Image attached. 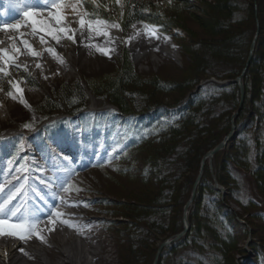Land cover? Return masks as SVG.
Listing matches in <instances>:
<instances>
[{
  "label": "rangeland",
  "instance_id": "374dc122",
  "mask_svg": "<svg viewBox=\"0 0 264 264\" xmlns=\"http://www.w3.org/2000/svg\"><path fill=\"white\" fill-rule=\"evenodd\" d=\"M214 1L142 0L149 18L134 23L127 30H124V16L127 7H129V0H120L119 3L117 0H95V3L93 0H81L83 8L77 4V8L81 12L87 11L90 14L87 18H98L109 24H119L118 31L121 32L123 38L138 27L145 29V24L156 26L158 28L156 34H164L169 37L177 51L175 55H165L156 50L157 58L147 57L144 54L137 57L131 46L124 42L120 45L119 52L112 55L111 58L102 55L95 48L90 50L83 47L79 51H74L77 44L69 40L63 44L64 50L59 51L50 43V38L46 33L37 32L34 34L31 27L21 28L24 29L23 38L30 39V42H33L29 43L32 49L43 55L40 58L28 54L18 55L15 64L8 66L9 75L0 74V88L3 89L0 91V155L10 154L14 145L16 151L11 157L18 165L14 168L16 175L29 166L34 165V168L37 167V164L48 166L47 160H50V169L48 166L46 171L57 173L67 180L68 184L80 191L77 192L74 188H70L68 192H64L62 189L46 191L43 188L42 196L47 198V202L53 200L52 192H56L58 197L63 196L67 203L62 205L64 203L57 202L60 200L56 198L54 205H57L58 211L64 214L62 219L79 225L80 230L63 223H57L55 230L49 231L52 226L47 220L45 227L41 230L42 234L45 237L48 234H53L58 240H63L64 244L58 247L55 242L49 240L47 243L42 242L43 244H41L35 237L33 242L23 241L20 248L23 247L22 249L25 248L32 252L44 264L152 263L153 255H147V257L143 255L144 257H142L143 252L146 254L153 252L156 246L162 243L164 237L173 231L163 236H151L152 238L143 245L133 241L132 236L138 233L141 236H146L144 232L148 231V226L145 222L137 220L147 206V196L156 193L157 189L161 187L156 176L157 166H161V169L164 170L168 163L161 162V160L152 162L155 156V147L158 145L156 143L158 137L154 138L156 129H152V136L146 143L129 150H126V146L132 139L134 141L143 134L146 136L148 130L154 127L152 125L150 127L146 117L148 114L157 113L158 109L154 107L155 105H164L167 110H172L176 108L174 104L185 103L188 90L191 89V92L198 87L195 85V80L198 77L194 70L195 52H197L196 40L199 38L213 39V36L203 29L202 23H206L211 16H214L211 6L215 4ZM253 2L255 4L256 1L253 0ZM257 2L260 6V14L258 16L256 13L257 19L254 17L252 19L249 18L250 14L244 11L247 8V3L240 0L238 4L241 8H237L236 17L241 20L232 23L231 26L243 29L251 27L253 29L251 32L257 37L260 36V42L264 44V0H257ZM65 3L66 5L75 4L77 0H65ZM0 4L2 3L0 2ZM85 5L90 7L91 11ZM4 6L5 4H2V7ZM70 10H72L71 7H65L63 9L64 16L67 17L71 14L78 21L79 18ZM42 16L39 18L48 19V12L44 10ZM6 19H8V15L7 18L5 17ZM22 19L21 16L16 22L19 23ZM70 21L74 23V21ZM7 34H13L10 40L7 38ZM2 35H0V49H12L11 41L18 37V34L13 30H3ZM41 36L44 37V42L41 41ZM143 39L151 45L161 41V38L157 39L147 34ZM43 43L50 44L43 48L41 45ZM21 47L29 52L24 44ZM46 49L47 52H45ZM49 49H55L56 55ZM58 57L63 59V63ZM217 60L214 62L215 69L229 71L235 67L229 64L237 59L233 57L231 62L228 61L229 64L222 63L220 58ZM207 62H209L208 58ZM40 63L44 65L43 73L39 72L36 67ZM251 67L250 62L248 68ZM126 71H132L137 79L136 84L131 86L130 93H128L129 104L132 108L142 107L140 110L150 107L149 111L124 114L104 97L92 93V88L103 89L102 93H107L105 89L116 85L117 80L126 75ZM210 76L216 75L206 74L200 77ZM9 82H19V87L23 89V99L28 106L20 102V94L11 88ZM76 82L82 84L89 94L87 108L73 116L66 111L54 112L47 119L48 121L45 120L41 116L43 114L41 112L47 107L49 97L54 93L60 96L61 89L71 87ZM157 83L172 84L175 90L164 91ZM207 89L206 87L203 90L207 91ZM9 91H12L13 96H16L17 99L9 96L7 94ZM224 96L228 97V95ZM240 100L241 96L239 97V106ZM146 105L147 107H145ZM200 105L197 107L201 108ZM245 105V108L252 106L249 99ZM243 106L244 102L242 108ZM215 109L213 116L220 114L221 106L216 105ZM247 110L242 118L241 129L231 139L233 144L231 148L218 157L216 164L214 160L212 162L215 176L218 170L226 177V185L221 184L223 191H220L218 197V194L207 187V176L204 179L202 177L204 186L201 187L198 199L189 213L191 215L193 211L192 223L190 222L192 229L187 233L186 239L184 237V241H181L175 248H168L160 264H264V192L260 190L259 181L254 175L248 171L237 169L236 165L231 163L232 159L229 158L232 157L234 151H240L239 143L244 141L245 137L248 142H254L252 150L256 148L255 143H261V146L264 147V125L259 127L258 132L254 134L255 125L250 126V118L246 117L250 116L249 110ZM179 117L178 113L170 112L167 118H163V122L168 124L169 121L173 122ZM64 118L67 119V122H61L62 124L60 123L48 134L40 132L39 129L44 128L45 123L49 122L50 125L54 122L51 120ZM226 119L227 116L223 115L212 121L213 126H217L221 122L216 136H214L215 141L226 136L228 129L224 127L228 121ZM25 125H31V127H25ZM15 136L17 138L13 144ZM206 138L208 139V137ZM206 150L207 144L203 145L202 151ZM4 158H9V156ZM109 158H111L110 161ZM176 159L179 160V157ZM169 160L172 159L169 158ZM218 164L221 165L219 169L217 168ZM193 168L172 177V180H176V188H185V193L181 192L180 201L170 202L171 206L169 205V207L171 208L168 210H170V217L174 219L175 223L171 224L172 226L180 222V213H183L190 198L191 192L186 190V183L190 180ZM65 169L70 171L66 173ZM259 174L264 175V171H260ZM15 177L14 174L8 173L0 167L2 187L4 188L6 183L12 182L7 188L5 187V191L0 193V200L6 199L11 195V192L13 193L23 186L21 190L23 192L17 193L16 197L20 196L15 199V201L21 199L22 201L13 204L23 205V208L26 209L28 191L35 190L39 194L40 192L37 184L29 180L28 176H21L22 178L18 182ZM56 177L55 174L52 176L54 179ZM212 182L215 184L213 177ZM81 201L87 202V206H83V204L79 207L70 206ZM85 217L89 219L87 218L88 220L82 223V219ZM142 230L143 232H141ZM94 233L97 234L93 235ZM9 242L11 241L9 240ZM19 243L17 242V244ZM45 245L52 246L59 253L75 255L74 263H70L65 259V256L57 252L51 254L52 259L41 255L39 250L43 249ZM224 247H227V251ZM135 248L137 252L133 254L132 249ZM5 249L6 243L0 236V262H6L11 257L10 255L7 258ZM22 253L18 254V257H22ZM30 264L37 263L33 261Z\"/></svg>",
  "mask_w": 264,
  "mask_h": 264
},
{
  "label": "trees",
  "instance_id": "16d2710c",
  "mask_svg": "<svg viewBox=\"0 0 264 264\" xmlns=\"http://www.w3.org/2000/svg\"><path fill=\"white\" fill-rule=\"evenodd\" d=\"M239 1L240 0H215V4L211 5L212 10H214V13H212V15L214 16H211L209 21H207L206 23H202V27L204 30H206V33L213 36V39L204 40L199 38L196 40L197 52L194 51V70L196 76L198 77L197 80H195L196 86L200 83L201 80L210 77H216L218 79H235L238 75L241 74L250 55L251 44L255 35L254 33H252L253 29H251V27L243 29L233 28L231 26L232 23L239 22V20H241V18L239 19V17H236L238 9L241 8L238 4ZM243 1L247 3V8L245 10L243 8L242 9L250 14L249 18L253 19L254 17L257 19V15L259 16L260 14V6L257 0H255V4L253 0ZM128 6L129 7H127L124 16V30L130 28L134 23H138L149 18V15H147V13L145 12L146 8L142 0H129ZM88 9L90 10V7ZM245 19L246 18L244 17V20ZM260 41L261 37L258 36L255 44L253 58L251 60L252 67L250 69H247L244 76V106L241 109L239 115L236 117L237 130L239 131L241 129L240 125L242 124V118L245 115L244 113L248 109V114H250V116L246 117L250 118V126L255 125L254 134L258 132L259 127L264 125V44H261ZM233 57L237 60L231 62L233 60ZM207 58L209 59L210 64L209 62H207ZM219 58L222 59V63L229 64L231 62L229 65H233L235 67L229 71H227L226 69H215L214 62ZM239 66H241V68H239ZM206 74L216 76L205 78L200 77ZM218 75L219 77H217ZM136 80L137 79L132 71H126V75L122 76L121 79H118L116 85L112 86L111 88L105 89L107 93H102L103 89L96 90L95 88H92L91 91L94 95L102 96L110 103L116 105L124 114H130L134 112L138 113L145 110L149 111L150 107L145 110H140L142 107L132 108L128 102V93H130L131 86L136 84ZM157 84L161 86L164 91L168 92L170 90H175V88L173 87L174 85L172 84ZM206 87L208 89L207 91H204L203 89ZM190 90L188 91L190 92ZM210 90L212 91L208 93V91ZM60 94L61 95L58 96L57 93H54L49 97L48 103L46 104L47 107L45 108V110H43V112H41L43 113L41 116L44 119L50 118L54 112L59 111H66L68 113L71 111L72 113L70 114H75L85 109L88 105L89 94L83 87V85L79 82L74 83V85L71 87L69 86L61 89ZM224 95H228V97H225ZM240 96V88L234 82H230L222 86L216 84L215 82H208L206 85L201 87L196 94L191 95L187 102L182 104H174L176 108L172 110H167V107L165 108L164 105L160 104L154 106L157 107L156 109H158V111H156V119L152 121L154 124H150V127L151 125L152 127H154L148 130L146 136H143L138 141L134 142L129 149L136 148L139 145L146 143L149 137L152 136V129H156V135L154 136V138L158 137L156 141L158 145L157 147H155V156L152 162L161 160V162H167L168 166L164 170L161 169V166H157L158 172L156 176L161 184V187L157 189L156 193L147 196V206H145V208L141 212V216H139L137 220L139 222H145L146 226H148V231L144 232V235L146 233V236H141L137 232V235L132 236L133 241L138 242L139 245H143V243L146 244V242H148L147 240L151 239L155 235L163 236L166 235V233H170L173 231L171 234L164 237V239H166L182 229V213H180L179 216L180 222L175 226H172L171 224L174 223V219H171V212L168 209L171 208L169 207V205L171 206L170 202H178L181 200V195L185 193V188H176V180H172V177L176 176V174H182L183 171L189 170L194 167L191 171L193 173L190 176V180L186 183V190L191 192L195 181L194 175L198 172L202 158L206 154V151L212 149L223 139V137H221L220 139H218V141H215L214 136H216L215 134L218 127L221 125V122L219 125L213 126L212 121L220 118L223 115H226V120L228 121L224 124V127L228 128V134L232 127V116L239 107ZM248 99L252 106L249 105L250 107L247 106L245 108V104L247 103ZM199 105L201 106V108L197 107ZM216 105L221 106V112L220 114L213 116L216 111ZM145 107H147V105ZM170 112L178 113L180 117L178 120H175L173 122L169 121L167 124L166 122H163V118H167ZM206 119L210 120L207 121ZM206 137H208V139ZM253 143L254 142H248L247 137H245L244 141H241L239 143L240 151H234L232 157L230 156L229 158L232 159L231 163L235 164L237 169L248 171L249 173L254 175L259 181L260 190L264 192V175L259 174L260 171H264V147L261 146V143H255L256 148L255 150H252L251 147ZM206 144L207 150L203 152V145ZM232 145L233 144L230 141L223 151H220L215 155V164L216 162H218V157H220V155L223 154L226 150H229ZM177 157H179V160L176 159ZM169 158H171L172 160H169ZM217 166V168L219 169L221 165L219 166L218 164ZM205 176H207V187L211 191L218 194L219 197L220 192L214 187L207 163L205 165L203 179ZM216 176L219 183L225 186L226 177L222 175V172H218L217 170ZM203 179L198 185L194 204L198 199L201 187L204 186ZM182 191L183 193L181 194ZM192 212L189 217L191 223ZM191 229L192 225H190V230ZM141 232H143V230ZM187 236L188 234L185 236V239ZM185 239L183 238L181 241H184ZM180 242L163 249L158 264H160L161 259L166 254L168 248H175L178 244H180ZM158 247L159 245L156 246L153 252L151 251L147 254L143 252L144 254H142V257H144L145 255L146 257L147 255H153V263L155 255L158 251ZM224 249L227 251V247H224ZM132 252L133 254H135L137 252L136 248L132 249Z\"/></svg>",
  "mask_w": 264,
  "mask_h": 264
},
{
  "label": "snow or ice",
  "instance_id": "6c2138e0",
  "mask_svg": "<svg viewBox=\"0 0 264 264\" xmlns=\"http://www.w3.org/2000/svg\"><path fill=\"white\" fill-rule=\"evenodd\" d=\"M119 2L120 0H117V3ZM93 3H95V0H93ZM77 4H79L80 8H83L81 0H77V3L70 5H66L65 0H17V2L13 5V9L19 15H21L23 19L19 23H7L0 21V26H2L4 30L9 31H20V29L23 27H31L34 34L37 32L46 33L51 37L52 40H55L57 44H59L62 39H67L73 43H76L77 31H79V34L83 39L85 36V31L96 36L109 37V31L107 29L112 27L117 29L120 28L119 24H109L107 21L98 18H87L90 14L87 11L81 12L77 8ZM65 7H71L75 16L79 18V29H73L67 23H65V16L63 13V9ZM41 10L48 12L49 17H51V20L54 21L55 26L53 23H49L47 20H42L39 18L43 15ZM144 27L149 36L155 37L157 39L160 38L156 35L158 31L156 26L145 24ZM40 39L42 42H44L43 36H41ZM164 39L170 38L164 37ZM22 43L28 48L30 54L33 56L40 55V53L35 52L32 49V46L28 41L25 40L22 41ZM108 43H114V38L105 41V45ZM84 46L90 49L95 48L96 51L100 52L102 55L108 56L109 58H111V54L115 52L114 47L109 49L107 46H101L99 44L88 43L84 44ZM173 47L176 46L173 45ZM49 51L56 55L55 49H49ZM19 53L20 50L15 43L12 45L11 50L0 49V73H3L5 76L9 75L8 66L15 64L16 57L19 55ZM59 59L60 62L63 63V59ZM16 66L19 67V65ZM9 83L11 84V88L15 89L16 92L20 94V102L25 103V105L28 106L27 102L23 99V89L19 87V82ZM0 91H3V89L0 88ZM7 94L12 96L13 99H17L16 96H13L12 91H9ZM25 127H31V125H25ZM21 147H23L22 144ZM110 159L111 158H109V161ZM68 171L70 170L65 169L66 173ZM56 180L64 192H68L70 188H74V186L68 184V181L63 177H56ZM22 187L23 186L18 188L16 192L9 195L6 199L0 200V236H10L23 241H27L35 236L41 242L47 243L46 237L42 234L39 228L40 213L45 211L48 222L52 226L49 231H54L57 223H63L80 230L79 225H76L67 219H62L64 214L56 211L54 205L48 204L47 210L41 208L36 209L35 211H29L27 209H22L20 206L14 205L13 200L16 198L17 193L22 190ZM74 190L77 192L80 191L78 188H74ZM3 191L4 189L0 188V192ZM51 195L53 199L59 198L61 203H67L64 197H58L56 192H52ZM81 204H83V206H87V202L85 201L74 203L70 206L79 207ZM20 250L23 251V249Z\"/></svg>",
  "mask_w": 264,
  "mask_h": 264
},
{
  "label": "bare ground",
  "instance_id": "6f19581e",
  "mask_svg": "<svg viewBox=\"0 0 264 264\" xmlns=\"http://www.w3.org/2000/svg\"><path fill=\"white\" fill-rule=\"evenodd\" d=\"M44 11V10H43ZM70 12H73L72 10H70ZM68 13V12H67ZM66 13V14H67ZM70 14V13H69ZM66 16V15H65ZM43 17V16H42ZM76 17H72V15H68L67 17H65V23H67L71 28L73 29H79V23L78 21L75 20ZM7 20V19H6ZM42 20H47L49 23H53L54 25V21L51 20V17H48V19H42ZM70 20L74 21L71 22ZM20 21V20H19ZM55 26V25H54ZM109 31V37H104V36H96V35H93V34H90L88 33L87 31H85V36L84 38L82 39L80 34H79V31H77V34H76V43L77 46L75 48L74 51H79L81 48L85 47L84 44H88V43H93V44H99L101 46H107L109 49L111 48H115V52L111 54V56L115 55L117 52H119V48H120V45L124 42V43H127L131 46V48L133 49L135 55L138 57V56H141V55H145L147 57H156L157 56V52L155 53L156 50L159 51V53H162V54H165V55H175L177 53L176 51V48L173 47V43L170 41V39H164V37H167L165 36L164 34H156L157 36H159L161 38V41H159L158 43H155L153 45L149 44L148 41L144 40L143 38L146 37V34L148 35V32L144 29V28H137V29H134L129 35H127L125 38L122 37V34L121 32L118 31L117 28L115 27H112V28H109L107 29ZM158 32V31H157ZM16 33L18 34V37H15L14 40L11 41V45H13L14 43L17 45V47L19 48L20 50V53L19 55H24V54H28V55H32L30 54V52H26L24 49H21L22 47V41H28L29 43H33V42H30V39H26L23 38L22 35L23 32L21 31H16ZM40 33V32H39ZM13 35V34H12ZM12 35H9L7 34V38L10 40ZM3 36V35H2ZM22 36V37H21ZM29 38V37H28ZM50 38V43H52L53 47L55 46L57 50L59 51H63L64 48H63V44L65 43V41H67V39H62L60 41L59 44L56 43L55 40H52L51 37L49 36ZM114 38V43H108L107 45H105V41L106 40H109V39H112ZM3 40H5L4 38H2ZM33 40V39H32ZM49 43V44H50ZM48 43H43L41 44L43 46V48H46L47 46H49ZM11 45H10V48H11ZM88 48V47H87ZM8 49V48H7ZM90 49V48H89ZM8 50H11V49H8ZM90 50H93L90 49ZM47 52V49L46 51ZM40 55L38 56L39 58L43 55L41 54V52H39ZM164 55V56H165ZM157 58V57H156ZM151 59V58H150ZM154 59V58H153ZM39 63V62H38ZM25 64V63H24ZM43 64H39V67L36 66L39 70V72L43 73L45 71V69L43 68ZM1 74V73H0ZM7 78V77H6ZM11 109V108H10ZM12 113V112H11ZM233 122V121H232ZM235 123V122H234ZM233 125V124H232ZM236 126V124H235ZM3 172V171H2ZM16 176V175H15ZM16 178V177H15ZM25 178V177H24ZM12 180V179H10ZM16 180V179H15ZM14 181V180H13ZM26 181V180H25ZM12 183V182H11ZM17 183V182H16ZM13 185V184H12ZM18 187V186H17ZM12 188V187H11ZM14 188V187H13ZM11 190V189H10ZM32 190V189H31ZM13 191V189H12ZM54 191V190H53ZM16 192V191H15ZM20 192H23V191H20ZM26 192V191H25ZM10 193V192H9ZM14 193V192H13ZM12 194V192L10 193ZM2 195V194H1ZM5 197H7L5 195ZM25 197V196H24ZM3 198V197H2ZM18 199V198H17ZM25 199V198H24ZM66 200V199H65ZM25 201V200H23ZM28 201V200H27ZM59 203H61L60 201H57ZM57 203V204H59ZM25 204V202H24ZM66 203L62 204V205H65ZM72 204V203H71ZM20 205V204H19ZM26 205V204H25ZM23 206V205H22ZM25 209V208H23ZM77 210V209H76ZM75 210V211H76ZM79 212V211H78ZM77 212V214H78ZM82 214V213H81ZM68 215V214H66ZM87 215V214H86ZM79 217V214L77 215ZM81 216V215H80ZM88 218V217H87ZM86 217L84 219H82V223L87 221ZM77 219V217H76ZM74 220V219H73ZM79 221V219H78ZM93 221V220H92ZM91 221V222H92ZM75 222V220H74ZM90 223V222H89ZM94 223V221L92 222ZM82 227V226H81ZM81 232V231H80ZM96 232V231H95ZM78 234H79V231H78ZM92 234V233H91ZM91 234H89L91 236ZM97 233H94L93 235H95ZM87 235V234H86ZM100 238L102 237L101 235L99 236ZM35 239V238H34ZM46 239L49 240V241H53L57 244L58 247H60L62 244H64V241L63 240H58V238L55 237V235L53 234H48L46 236ZM41 244H43L40 240H38ZM4 242L6 243V251H7V258L11 257L6 261V262H0V264H30L32 263L33 261L36 262L37 264H42L37 256L33 255L32 252L26 250L25 248L23 249V251H21L20 248L22 246V243H19L17 244V242L15 241H11L9 242V240H4ZM33 242V241H32ZM36 243V242H35ZM39 244V243H38ZM60 245V246H59ZM68 245V244H67ZM78 250V249H77ZM41 253V255L43 256H46L47 258H50L52 259L50 256L52 253L54 252H57L59 253L58 250L49 247V246H44L43 249L39 250ZM24 254H23V253ZM76 252V250H75ZM83 252V251H82ZM22 253V257H18V254ZM61 254L62 256H65V259H67L70 263H74V259H75V255H71V254H68V255H65V253H59ZM74 254V253H73ZM53 255V254H52ZM94 255V254H93ZM79 257V256H78ZM100 259V258H99ZM32 261V262H31ZM44 264V263H43Z\"/></svg>",
  "mask_w": 264,
  "mask_h": 264
},
{
  "label": "water",
  "instance_id": "95a60500",
  "mask_svg": "<svg viewBox=\"0 0 264 264\" xmlns=\"http://www.w3.org/2000/svg\"><path fill=\"white\" fill-rule=\"evenodd\" d=\"M256 39H257V35L255 36V39L251 45V50H250V55L248 57V60L246 62V66L244 67V70L241 74V76L237 79V82L239 84V87H240V92H241V100H240V106L238 107L237 111L233 114V117H232V121H233V125H232V130L231 132L225 137V139L219 143L218 145H216V147H214L211 151H209L206 156L204 157V159H207L209 158L210 160L212 159V157L214 156L215 153H217L218 151L224 149L228 143V141L230 139H232L234 137V134H235V130H236V126H235V117H237L242 109V105H243V102H244V98H245V87H244V84H243V77L248 69V66H249V63L251 62L252 58H253V52H254V46H255V43H256ZM69 113H72L71 111ZM198 180L195 182L194 186H193V190H192V197H191V200L190 202H188L186 204V212H187V209L189 208L192 200L194 199L195 197V194H196V189H197V185H198ZM184 220H185V228L183 231H181L180 233H177L176 235L172 236L171 238H168V239H165L160 245H159V248H158V252L155 256V261H154V264H157L158 262V259H159V256H160V253L162 251L163 248H165L166 246H168L169 244L171 243H174L176 240H178L179 238H181L187 231H188V221H187V214L185 213L184 214Z\"/></svg>",
  "mask_w": 264,
  "mask_h": 264
}]
</instances>
